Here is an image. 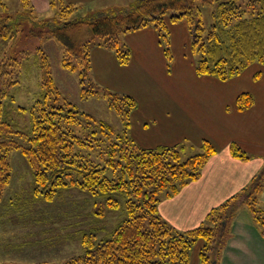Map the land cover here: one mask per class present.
I'll list each match as a JSON object with an SVG mask.
<instances>
[{
	"label": "trees",
	"instance_id": "obj_1",
	"mask_svg": "<svg viewBox=\"0 0 264 264\" xmlns=\"http://www.w3.org/2000/svg\"><path fill=\"white\" fill-rule=\"evenodd\" d=\"M200 2L215 5L209 25L203 21ZM50 4L59 6L55 18L35 19L32 4L28 14L21 13L27 17L21 22L19 16L0 13V203L11 181L9 153L20 150L33 171L35 196L52 201L65 190L79 189L93 197L94 204L100 202L98 209L94 206L95 214L104 216L108 209L123 214L102 237L95 229L82 230L81 253L60 263L36 264H190L199 240L203 241L201 264H218L240 205L251 211L264 235V208L258 200L264 168L240 192L213 207L201 225L179 230L165 220L159 212L162 199L197 180L217 148L207 139L195 153L187 143L140 146L128 134L136 99L99 85L90 73L94 46L112 50L121 64H127L131 48L122 36L149 26L158 32L170 70L173 52L168 23L185 20L190 50L199 54L196 73L223 81L233 78L253 63L264 64V0H135L128 8L77 17L73 15L80 5L65 0H50ZM23 21L31 22L28 33L41 42L33 49L12 48V40L25 29ZM82 26L90 29L87 39L76 34ZM52 38L63 45L62 67L77 73L81 97L105 96L123 121L121 131L81 110L62 93L43 45ZM32 62L41 80L33 102L24 106L17 103L13 90ZM253 100L251 93H241L238 108H249ZM20 114L29 115L23 126L17 119ZM230 151L237 158L250 159L236 142Z\"/></svg>",
	"mask_w": 264,
	"mask_h": 264
},
{
	"label": "crops",
	"instance_id": "obj_2",
	"mask_svg": "<svg viewBox=\"0 0 264 264\" xmlns=\"http://www.w3.org/2000/svg\"><path fill=\"white\" fill-rule=\"evenodd\" d=\"M103 1L65 0L81 7ZM31 2L39 12L53 8L50 0ZM123 36L132 49L129 62L121 64L112 50L96 45L91 50V75L99 85L136 99L128 134L145 148L180 143L200 146L204 139L217 148L197 180L159 204L165 220L179 230L192 229L205 221L213 207L240 192L264 168V64L253 63L243 71H253L244 74L241 80L244 83L252 76L256 80L261 78L254 89L239 87V82L220 81L211 75H200V79L204 78L198 83H181L179 75L168 69L157 30L146 27ZM109 70L121 73V79L117 80ZM151 75L155 76V82L147 83ZM156 76H161L163 81H156ZM244 92L251 93L254 100L249 108L241 110L237 99ZM233 142L250 159L233 156L230 151ZM258 200L264 208V186ZM201 246L199 252L191 253L190 264H201ZM218 264H264V235L245 205L238 207L231 221Z\"/></svg>",
	"mask_w": 264,
	"mask_h": 264
},
{
	"label": "rangeland",
	"instance_id": "obj_3",
	"mask_svg": "<svg viewBox=\"0 0 264 264\" xmlns=\"http://www.w3.org/2000/svg\"><path fill=\"white\" fill-rule=\"evenodd\" d=\"M127 1L104 0L90 7L80 8L73 17L80 15L94 16L100 12L128 8L130 3L135 0ZM29 2L24 6L21 0H0V13L19 16L18 21L21 22L23 18H27L21 13L28 14V7L32 4L31 0ZM3 3L6 4L5 8ZM200 3L203 21L206 25H209L212 22V11L215 5ZM31 6L35 10L34 5ZM58 7L51 8L47 12L35 10L33 14L35 19L55 18ZM24 23L25 29L18 38L12 40L13 49H33L35 45L41 43L28 33L32 25L31 22ZM149 27L156 30L154 26ZM168 30L173 52L171 72L174 71L175 74L179 75L178 82H201L204 77L201 76L200 79V75L195 71L199 54H194L190 50V36L186 21L169 22ZM76 34L80 39H87L91 32L88 26H82L76 31ZM123 38L124 36H122ZM43 45L49 53L54 76L62 93L69 97L81 110L93 113L98 118L114 125L118 131H121L124 127L123 121L115 110L109 106L108 99L105 96L81 97L77 73L71 72L61 65L62 43L56 38H52L45 41ZM109 71L117 80L121 79V73ZM252 72L251 70L247 73L243 72L240 76H234L233 79L230 78L226 82H239V87L254 89L255 83L261 78L256 80L257 78L252 76L245 83L241 81L245 76L244 74H251ZM23 74L22 82L13 91L16 94L18 104L29 106L39 89L41 73L38 66L32 62L29 68L23 70ZM152 75L148 78L147 83L155 82V76ZM158 80L163 81L161 76H156V81ZM17 119L20 126H23L29 122V115L20 114ZM200 146L195 143L194 148H190L191 153L200 151ZM9 160L12 164L11 181L5 189L0 203V264L10 262L18 264H36L42 261L63 262L70 256L82 252V230L95 229L98 236L102 237L123 214L122 211L109 209L104 216L95 214L94 206L98 209L100 202L94 204L93 197L79 189L65 190L52 201L37 197L33 192V171L23 153L20 150H13L9 153ZM201 244H203V241L199 240L194 245L192 255L194 252H199Z\"/></svg>",
	"mask_w": 264,
	"mask_h": 264
}]
</instances>
